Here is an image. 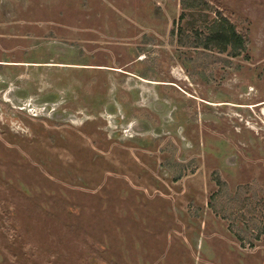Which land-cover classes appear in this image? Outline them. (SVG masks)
<instances>
[{
    "label": "rangeland",
    "instance_id": "rangeland-1",
    "mask_svg": "<svg viewBox=\"0 0 264 264\" xmlns=\"http://www.w3.org/2000/svg\"><path fill=\"white\" fill-rule=\"evenodd\" d=\"M0 264H264V0H0Z\"/></svg>",
    "mask_w": 264,
    "mask_h": 264
},
{
    "label": "trees",
    "instance_id": "trees-1",
    "mask_svg": "<svg viewBox=\"0 0 264 264\" xmlns=\"http://www.w3.org/2000/svg\"><path fill=\"white\" fill-rule=\"evenodd\" d=\"M209 33L205 37V46H210V43H217L221 46L231 45L237 48V45L241 43L239 33L235 30L234 26L225 18L214 21L210 28Z\"/></svg>",
    "mask_w": 264,
    "mask_h": 264
}]
</instances>
